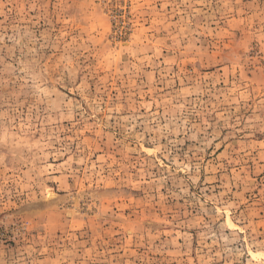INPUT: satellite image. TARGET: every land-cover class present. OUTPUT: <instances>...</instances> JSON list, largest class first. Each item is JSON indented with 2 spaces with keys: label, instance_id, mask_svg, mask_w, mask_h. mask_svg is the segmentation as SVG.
<instances>
[{
  "label": "rangeland",
  "instance_id": "1",
  "mask_svg": "<svg viewBox=\"0 0 264 264\" xmlns=\"http://www.w3.org/2000/svg\"><path fill=\"white\" fill-rule=\"evenodd\" d=\"M0 264H264V0H0Z\"/></svg>",
  "mask_w": 264,
  "mask_h": 264
}]
</instances>
